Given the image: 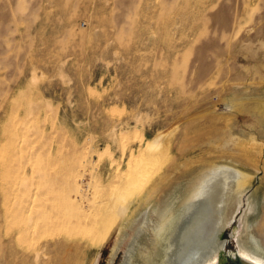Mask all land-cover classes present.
I'll list each match as a JSON object with an SVG mask.
<instances>
[{
    "label": "rangeland",
    "instance_id": "obj_1",
    "mask_svg": "<svg viewBox=\"0 0 264 264\" xmlns=\"http://www.w3.org/2000/svg\"><path fill=\"white\" fill-rule=\"evenodd\" d=\"M157 134L160 168L100 247L50 231L18 239L4 207L24 188L54 194L74 171L89 199H108ZM39 151L45 174L29 183ZM216 162L249 175L241 203L252 210L226 247L264 259V0H0V264H122L129 249L132 264H152L156 224Z\"/></svg>",
    "mask_w": 264,
    "mask_h": 264
},
{
    "label": "bare ground",
    "instance_id": "obj_2",
    "mask_svg": "<svg viewBox=\"0 0 264 264\" xmlns=\"http://www.w3.org/2000/svg\"><path fill=\"white\" fill-rule=\"evenodd\" d=\"M16 134L17 132L13 131L10 135L12 142L8 146H11V149L17 147L14 142L16 138H13ZM139 135L140 141L145 138L142 132ZM163 143L164 134H157L145 139V145L143 148L141 147L142 150L129 158L125 171L122 174H114V183L113 180H111L112 183L109 182L112 186L109 184L110 189H114V186L120 182H122V185L119 186L120 188H116L114 192H111L113 195L108 199H102L101 197L102 200L96 201L97 195L96 200L95 198L89 199L87 197L89 188H87L86 192V188L80 184V175L78 173L75 174L74 171H72L73 173H68V176L66 174L67 177L63 185L61 184L60 189H57L59 186L56 187L54 194H52V190L48 189L42 192L36 185L34 188H32L34 185L32 187L30 185V189L27 187L28 190L24 188V191H28L26 198L13 199L9 205L6 204L4 207V212L11 218V224L9 225L17 228L18 239L24 242L41 236V233L44 232L49 234L48 231H50V234L54 232L59 233V235L64 234L71 241L80 238L92 246L100 247L107 240L112 229L126 216L130 207V200H127L129 194L132 195L136 189H140L138 187L142 183L140 186L139 183L142 179H146L151 172L152 169L150 167L157 162L155 160L159 151L166 145L165 143L163 145ZM80 153L83 154L82 152ZM35 154L32 158L28 157L32 168L31 172L33 173L29 183L35 181L36 175L41 177L45 174V171L39 168L42 162V153L40 152L39 154L37 152ZM87 161L88 159L85 156L80 161L83 168L88 167L86 166L88 164ZM153 173L151 172V174ZM247 175L246 172L238 167L227 163L224 164L223 162L210 164L200 170L195 180L187 188V192L181 202L179 214L176 216L169 215L170 217L166 215L167 217L165 216L160 221L161 223L156 224L155 234H157L159 252L157 253V260L155 262L152 260V264H215L217 255L226 242L223 238V233L228 227L232 228L233 232L236 233L240 223L245 221L246 216L252 210V203L248 199L249 197H246L244 205L241 203V201H244L242 197ZM59 179H63V177ZM27 183L23 184L24 187L27 186ZM36 184H39V182ZM93 185L94 189L91 191L96 194L99 191L100 183L96 181L93 182ZM146 200L149 201V197ZM242 205L244 207L243 210H241ZM145 209L143 212H139L140 218L136 219V222L139 223V228L140 225L141 227L144 226L148 216ZM238 213L240 214L238 215ZM5 220L7 221V219ZM231 236L232 232L230 233ZM76 241L71 244L76 245ZM237 244V251L246 260L253 264H264V259L252 255L250 251L246 250L242 242ZM262 253L264 254V252ZM132 263L133 253L129 249L122 264Z\"/></svg>",
    "mask_w": 264,
    "mask_h": 264
},
{
    "label": "water",
    "instance_id": "obj_3",
    "mask_svg": "<svg viewBox=\"0 0 264 264\" xmlns=\"http://www.w3.org/2000/svg\"><path fill=\"white\" fill-rule=\"evenodd\" d=\"M224 233H226L227 236L225 238L226 244H224L223 249L218 253L215 264H253L240 255L235 245H233L231 249L226 247L227 242L233 240L230 238V231L228 229Z\"/></svg>",
    "mask_w": 264,
    "mask_h": 264
}]
</instances>
